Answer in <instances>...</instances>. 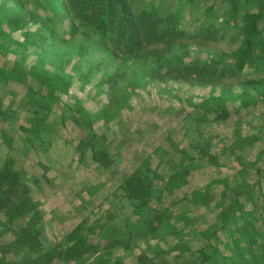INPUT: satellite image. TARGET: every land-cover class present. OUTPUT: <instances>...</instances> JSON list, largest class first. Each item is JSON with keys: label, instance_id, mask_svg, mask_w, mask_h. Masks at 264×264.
<instances>
[{"label": "rangeland", "instance_id": "obj_1", "mask_svg": "<svg viewBox=\"0 0 264 264\" xmlns=\"http://www.w3.org/2000/svg\"><path fill=\"white\" fill-rule=\"evenodd\" d=\"M61 1V6H64V0ZM129 1L136 12L143 7H152L164 14L181 10L185 35L176 39L172 47L152 45L137 56L117 57L99 42L96 34L85 35L78 31L70 38L68 32L73 24L71 15L67 17L58 10L57 17H53L50 10L28 5L27 9L34 15L28 14L29 24L23 31H41L45 26L48 41L24 50L15 45L5 48L0 39V48L6 52V55H0L1 66L11 70L13 63L19 62L27 70L42 60V66L49 73H59L73 79L69 95L55 104L50 122L58 121L62 111L68 115L64 106L73 107L77 102L97 117L102 116V109H107V114L95 124L97 134L105 133V139L98 138L94 142L110 151L115 161L110 169L99 166L89 156L83 161L79 159L76 145L86 136V131L70 117L64 124L56 123L53 130L45 131L35 145L19 138L25 136L20 126L26 125L29 115V86L44 91L34 77L31 76L28 83H21L17 81V75L8 70L14 80L0 90L4 108L12 114L10 120L0 121V166L8 156L9 149H14L13 154L18 163L25 167L31 194L41 203L42 221L39 228L44 248L64 245L66 234L83 221L88 225L97 222L101 225L96 226L90 241L100 244L102 250L85 257L83 264L98 257L120 260L124 264H139L141 253L154 254L152 248H148L149 243L155 246L161 241L163 249L168 250L177 242L178 239L170 235L165 241L138 237L131 228L133 234L127 242L130 231L128 225L141 226L143 219L138 220L133 213V206L124 196L120 185L124 177L146 158L151 157L154 167L161 157L165 158L159 168L166 173V181L171 184L174 193L169 195L164 183L158 182L160 194L165 198L164 205L172 210V222L185 229L179 241L194 251L205 246L206 239L198 232L209 229L215 221V213L201 204H191L182 198L184 194L212 187L214 198L211 206H214V199H219L226 190V182L230 185L227 201L232 197V189L238 181L236 177L242 174L240 160L252 164L249 168L251 182L261 176L257 169L264 171V104L259 102L256 106L258 100L264 101V53L249 62L241 73L229 74L222 79L202 80L196 76L175 78L164 76L166 68L161 72L154 71L157 63L166 64L171 60L235 61L240 44L233 39V35L242 25V18L231 22L233 28L224 33L225 37H220V33L214 39L204 37V33L210 30L206 28V19L209 16L211 19L218 17V21L223 23L229 17L231 2L194 0L193 7H190L187 0ZM2 4L13 6L16 3L13 0H0V6ZM212 6L215 10L208 16ZM253 10L257 11V8ZM47 16L51 19L45 23L44 17ZM16 25V22L11 27L4 24V30L0 33L11 32L14 38L22 39L20 30L13 31ZM81 50H84V56ZM92 69L95 72L92 71L88 76L89 81L83 83L80 78L82 73H89ZM207 101L247 108L239 113L232 111L228 121L210 119L198 123L195 117L203 113V108L198 105ZM236 127L251 137L254 146L238 151L236 157H230L223 154L222 147L235 139ZM4 134L13 137V141H5ZM194 144L205 148L209 146L212 153L219 155L220 163L215 165L208 163L206 157L199 158L195 152L198 148L194 149ZM180 150L183 151L184 159H187L186 150L192 156L194 152L196 162L201 164L190 172L188 185L183 188L178 187L177 173L172 171L173 168L179 169ZM35 178L38 179L37 183ZM261 185L264 190V179ZM183 212L195 219L196 224L184 228L179 221ZM24 223V219L16 220L17 225ZM13 237L9 234L0 238V244ZM115 239H125V243L118 245ZM215 245L223 249L222 244L215 242ZM179 253V250H174L172 255ZM54 264L79 263H64L58 258Z\"/></svg>", "mask_w": 264, "mask_h": 264}, {"label": "trees", "instance_id": "obj_2", "mask_svg": "<svg viewBox=\"0 0 264 264\" xmlns=\"http://www.w3.org/2000/svg\"><path fill=\"white\" fill-rule=\"evenodd\" d=\"M222 1L231 2L229 17L223 23L218 21V17L211 19L209 15L215 10L212 6L208 11L209 17L205 21L206 28L210 30L204 33V37L214 39L218 33L220 37H225L224 33L233 28L231 22L242 18V25L234 31L233 35V39L240 44L236 50L235 61L171 60L166 64L157 63L154 67L155 72H161L163 68H166L164 76L169 77L196 76L202 80L222 79L229 74L241 73L249 62L264 53V0ZM13 2L16 3L13 6L6 4L0 6V32L4 30V24L11 27L16 22L17 25L13 31L20 30L22 39L14 38L11 32L0 33L3 47L8 49L15 45L25 50L30 46L43 45L48 41L45 26L41 31L30 29L23 31L29 24L28 14L34 15L27 9L28 5H37L50 10L53 17H57L58 10L67 17L71 15L73 24L68 32L70 38L78 31L85 35L96 34L99 42L117 57L137 56L152 45L172 47L175 40L182 38L186 32L181 10L164 14L155 8L143 7L136 12L129 0H64V6H61V0H13ZM187 4L193 7L194 0H187ZM254 7L257 11L253 10ZM44 19L47 23L51 17L47 16ZM52 36L55 35L52 33ZM84 53V50H81L82 56ZM0 55H6L1 48ZM42 65V60L27 70L19 62H14L11 70L0 65V90L14 80L9 71L14 72L17 75V81L21 83H28L29 78L34 77L40 89H44V91H37L29 86L27 93L30 104L29 115L26 125L20 126L25 136L19 138L27 144L35 145L45 131L53 130L56 123L64 124L70 117L77 126L86 131V136L76 145L79 159L83 161L89 156L99 166L110 169L115 162L110 151L94 142L98 138L105 139V133L97 134L95 124L107 114V109H102V116L97 117L77 102L73 107L64 106L68 115L62 111L58 121L50 122L55 104L69 95L73 79L59 73H49L48 69ZM92 71L95 72L93 69L86 74L81 72L80 78L83 83L89 81L88 76ZM259 102L264 104V101L258 100L256 106ZM198 107L203 108V113L195 117L198 123L210 119L218 122L228 121L232 117V111L239 113L247 108L231 107L225 102L212 104L210 101L201 103ZM11 118L12 114L4 108L3 97L0 94V121ZM234 133L235 139L222 147L223 154L230 157H236L238 151L254 146L251 137L244 135L241 128L236 127ZM4 138L7 142L13 141V137L6 134ZM208 144L210 145L209 142ZM193 147L198 148L195 152L199 154V158L206 157L208 163L215 165L220 163L219 155L212 153L209 146L205 148L194 144ZM13 152L14 149H9L8 156L0 166V238L9 234L14 236L13 239L0 244V264H54L58 258L64 263L77 261L83 264V259L88 255L100 253L102 246L90 241V237L96 232V226L100 225L99 222L88 225L83 221L66 234L64 245L57 244L54 247L44 248L39 228L42 221L41 203L32 196L25 167L18 163ZM185 152L187 159H184L182 150L179 152L181 155L179 169L176 170L171 166L172 171L177 173L176 183L179 188L188 185L190 172L201 166L196 162L197 157L194 152L193 156L190 151ZM164 161L165 158L161 157L157 166L154 167L151 157L146 158L132 173L124 177L120 185L124 196L133 206V213L137 215L138 220L143 219L141 226L128 225L130 231L127 242L130 241L133 229L138 237L165 241L170 235L178 239L168 250L163 249L161 241L153 246L148 239V248H152L154 254L150 256L147 252L141 253L138 257L139 264H173L175 260V264H264V215L262 214L264 190L261 188L264 171L257 169L261 172V176L255 182H251L249 168L252 164L240 160L242 174L236 177L238 181L232 189V197L227 201V190H230V185L226 182V190L221 193L219 199H214V206H211L214 198L212 187L204 191L184 194L182 198L189 200L191 204H201L215 213V221L209 229L198 232L206 239L205 246L194 251L187 244L179 241L185 229L172 222L174 216L172 210L164 205L165 198L160 194L158 182L164 183L169 195L172 196L174 193L171 184L166 181V173L159 168ZM34 181L37 183L38 179L35 178ZM17 219H24L25 223L17 225ZM179 221L184 228L196 224L195 219L188 217L186 212H183ZM115 241L118 245L125 243V239H115ZM215 242L222 244L227 253L215 245ZM174 250H179L180 253L174 256L172 255ZM11 255L13 258H9ZM88 264L124 263L120 260L111 261L108 258L98 257Z\"/></svg>", "mask_w": 264, "mask_h": 264}]
</instances>
